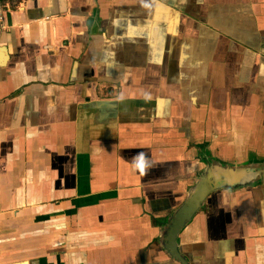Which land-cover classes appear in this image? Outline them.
<instances>
[{
    "label": "crops",
    "instance_id": "crops-1",
    "mask_svg": "<svg viewBox=\"0 0 264 264\" xmlns=\"http://www.w3.org/2000/svg\"><path fill=\"white\" fill-rule=\"evenodd\" d=\"M21 7L0 28V264H183L167 227L215 166L242 181L180 251L264 264V0Z\"/></svg>",
    "mask_w": 264,
    "mask_h": 264
},
{
    "label": "water",
    "instance_id": "water-1",
    "mask_svg": "<svg viewBox=\"0 0 264 264\" xmlns=\"http://www.w3.org/2000/svg\"><path fill=\"white\" fill-rule=\"evenodd\" d=\"M253 166V165H252ZM226 173H225V172ZM225 173L226 176H223ZM237 173L241 174L242 169L238 171L234 167H225V170L214 167V172H206L201 174L199 182L193 186V189L186 201L177 209L170 220L165 234V246L172 256L181 260L183 264H188L179 248L178 237L181 230L193 218L196 212L204 204L208 195L215 189L220 188L225 183H230V177L235 178ZM226 178V179H225ZM237 184L242 179L240 176L235 178ZM229 185V184H227Z\"/></svg>",
    "mask_w": 264,
    "mask_h": 264
},
{
    "label": "built area",
    "instance_id": "built-area-1",
    "mask_svg": "<svg viewBox=\"0 0 264 264\" xmlns=\"http://www.w3.org/2000/svg\"><path fill=\"white\" fill-rule=\"evenodd\" d=\"M25 0H0V28L5 29L6 23H5V13L7 10L13 9V8H22V3Z\"/></svg>",
    "mask_w": 264,
    "mask_h": 264
},
{
    "label": "flooded vegetation",
    "instance_id": "flooded-vegetation-1",
    "mask_svg": "<svg viewBox=\"0 0 264 264\" xmlns=\"http://www.w3.org/2000/svg\"><path fill=\"white\" fill-rule=\"evenodd\" d=\"M254 166V165H253Z\"/></svg>",
    "mask_w": 264,
    "mask_h": 264
}]
</instances>
